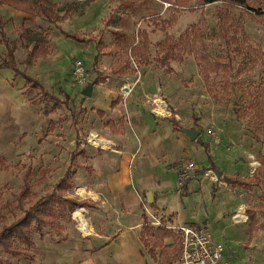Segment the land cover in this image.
Instances as JSON below:
<instances>
[{"label": "rangeland", "instance_id": "rangeland-1", "mask_svg": "<svg viewBox=\"0 0 264 264\" xmlns=\"http://www.w3.org/2000/svg\"><path fill=\"white\" fill-rule=\"evenodd\" d=\"M87 1H50L57 4L56 10L60 15L66 9L76 7L77 11L70 17L72 21L66 29L85 39L81 44L71 38L60 43L54 37L58 53L54 54L52 61L61 57L57 63L65 75L72 63L82 60L87 78L81 83L73 79V74L66 75L71 91L70 108L51 114L57 126L50 139L38 143L43 133L30 141L13 127L0 128V154L8 165V169L0 167V190L5 193V201L17 205L12 193H20L23 177L31 166V188L38 198L53 201L70 198L90 206L94 200L81 196L79 189L90 191L94 188L97 191L92 190L93 196L101 192L96 187L98 180L93 172L96 161L93 160L103 156L104 148L96 144L94 138H106L109 129L107 116L97 113L100 108L94 100V93L86 97L82 90L91 83L102 88L126 84L133 89L132 96L140 98L143 91L150 96L155 93L159 102L165 100L169 103L173 110L170 119L179 131L196 128L200 132L195 141L180 142L184 155L182 161L176 163L181 164L183 170L194 162L196 170L192 175L203 176L196 191L189 195V201H185V213L189 218L195 216L198 221L207 223L225 244L226 264H264V18L256 20L239 6L226 10L222 1L203 4L202 0H96L88 5ZM87 11V15L80 17ZM223 21L229 25L228 31L224 29ZM12 29L10 24L8 38L17 44L20 32L15 38ZM199 29L203 31L199 32ZM142 30L149 33L152 60L149 66H142L136 59L128 57L124 49L117 52L112 49L120 39L114 35L115 32L121 39L135 37L142 42L138 35ZM196 30L198 37L195 36ZM186 31L193 33L191 49L184 52L183 61H172L173 71L167 72L156 61L165 53L164 41L169 34L178 40ZM98 43L102 45L100 52ZM200 54L219 61L222 68L206 75V62L199 58ZM17 60L24 70L26 65L20 49ZM120 61L126 65L128 79H122L123 76L116 72ZM107 77L110 83L105 85ZM61 84L60 87L53 84V88L63 97L66 83ZM148 98L149 95L144 94L140 100L148 101ZM35 106L43 112L50 105L41 100ZM70 109L77 116V129L82 141L80 148L85 151V156L78 158L79 165L74 167L76 175L67 176L77 136ZM202 142L208 145L209 151ZM174 152L180 153L177 149ZM208 158H212L214 169L209 168ZM204 162H208L207 165ZM205 168H209L208 171H204ZM215 169L223 172L221 177H217ZM174 173L178 177L176 170ZM255 178L260 179L258 184L251 182ZM62 179L66 181L61 182ZM175 192L172 189L167 201L172 209H177L181 203L173 196ZM199 195V201L191 200ZM248 208L254 210L257 218L252 237ZM52 209L59 215L58 229L49 224L46 227L58 238L71 225L79 224L73 218L77 208L70 212L65 205L54 203ZM64 213L69 215L65 218L62 216ZM242 213L245 218L237 221L234 216ZM22 216L21 212L17 218L9 216V223ZM34 235L35 238L39 236L36 229ZM59 240H64L63 235ZM167 242L173 243L174 240L168 239ZM0 255L19 264H32L30 259H13L4 251Z\"/></svg>", "mask_w": 264, "mask_h": 264}, {"label": "crops", "instance_id": "crops-1", "mask_svg": "<svg viewBox=\"0 0 264 264\" xmlns=\"http://www.w3.org/2000/svg\"><path fill=\"white\" fill-rule=\"evenodd\" d=\"M49 1L55 2V0ZM87 13L88 11L80 17H84ZM0 14L5 22L7 37H9L10 24L15 38L24 26L35 30L38 34L42 32L51 34L49 55L36 58L30 65L25 63L23 71L37 78L47 91L55 94L53 84L57 83L60 87L61 83H66L63 86V96L67 94L71 97L66 75L72 74L73 63L69 67V72L63 75L57 63L61 57L53 61L52 58L56 52L58 53L55 51L54 37L60 43H65V38H69L59 30L58 26L70 33L66 25L70 24L72 18L61 23H52L44 17H34L8 5L0 7ZM10 40L16 48V58L20 49L26 62L27 52L23 48L21 35L16 39L17 44ZM5 54L6 48L0 42V63ZM121 76L122 79L129 77L126 74ZM106 82L104 84L108 85L110 78L107 77ZM25 85V79L16 76L13 69L0 68V128L13 127L30 141L35 140L39 133H43L38 139V143H42L52 137L57 123L50 117L51 114L49 116L45 114V110L50 106L43 112L35 106L46 99H40L35 104L30 102L38 91L26 88ZM132 92L133 89L126 84L122 87L115 85L105 88L94 85V100L100 108L97 109V113L98 110L105 112L109 129L106 138H94L95 143L104 148L103 156L98 157L99 159L95 157L93 160L96 161L93 165V172L98 180L96 187L101 189V192L93 196L92 190L97 191L96 189L91 188L90 191H86L83 188L88 194L80 193L81 196L90 197L94 201L90 206L76 207L73 218L79 224L71 225L72 228L60 234V237L63 235L64 240H59L60 237L53 235L46 226L44 227L43 233L36 238V247L33 250L35 259L32 264H160L149 255L142 241L145 217L149 218L145 214L146 206L154 215L170 223L209 226L205 222L198 221L195 216L189 218L185 213V201H189V195L196 191L197 184L203 181L200 179L203 177L200 174L192 176L186 186L180 185L181 164H176L182 161L184 155L180 142H187L191 140L190 137L184 130L179 131L175 122L170 119L173 110L169 108V103L161 100L163 102L161 104L155 93L150 96L151 94L143 91L141 99L144 98V94L149 95L148 101H143L138 96H132ZM120 97L121 100L112 106ZM46 103L49 104L47 100ZM70 111L72 116L74 110L70 109ZM51 120L55 122V128L49 132ZM109 122H113L117 129L122 128L123 132L111 129ZM176 149L180 151L179 154H175ZM208 160L209 168H212L213 160L212 158ZM207 163L203 164L207 165ZM209 168L205 170L208 171ZM174 170L177 171L178 177ZM172 189L176 190L173 196L181 201L177 209L167 205ZM200 189L202 190V187ZM149 191L153 193L152 203L147 201L146 193ZM200 198L199 195L195 200L194 198L191 200L199 201ZM76 212H82L88 231L81 228V219L76 217ZM212 233L214 234L213 231Z\"/></svg>", "mask_w": 264, "mask_h": 264}, {"label": "trees", "instance_id": "trees-1", "mask_svg": "<svg viewBox=\"0 0 264 264\" xmlns=\"http://www.w3.org/2000/svg\"><path fill=\"white\" fill-rule=\"evenodd\" d=\"M96 0H88L86 4H91ZM224 2V8L226 10L231 7H242L248 12L251 17L258 20L264 18V0H202L203 4H212L214 2ZM8 5L18 11L24 12L34 17H44L52 23H59L68 20L77 11L76 7L72 6L65 10L63 15L57 13V4L51 3L49 0H0V7ZM221 14V13H220ZM226 18V17H225ZM224 18V19H225ZM157 20V19H156ZM229 25L223 21V27L228 31ZM59 30L69 38H72L79 42H84V36L75 33H68L58 26ZM203 29H199V32ZM192 34L190 31H186L177 40L172 35H167L164 45L165 53L156 59V61L167 72H171L172 61H183L184 52L190 50V43H193ZM21 39L23 40V48L27 52L26 64L30 65L36 58L47 57L50 53L49 44L51 42V34L49 32L36 33L34 30H30L25 26L21 29ZM114 35L117 38L116 45L113 51L117 52L121 49L125 50V54L128 57L136 59L140 65L149 66L152 63L149 53V33L146 30L138 32V35L142 37L143 41H139L135 37H125L121 39L119 33L115 32ZM119 36V37H118ZM195 36L198 37V30L195 31ZM192 41V42H191ZM0 42L6 48V54L2 58L0 68H11L14 70L16 76H22L26 81V88H33L38 91V94L33 97L30 102L35 104L40 99H46L50 107L45 110V114L49 116L52 113H58L63 107L69 106L71 97L64 95L60 98L53 92H49L45 89L44 85L35 77L29 75L26 71L19 68V64L16 58V48L13 47L11 40L7 37L5 31V22L0 14ZM101 43L97 44V49L100 52L102 49ZM200 59H204L206 62L205 73L208 75L210 72L219 71L222 66L219 61H212L207 54H200ZM199 59V60H200ZM116 72L125 74L126 65L123 61H120ZM121 97L113 102L112 106H115ZM100 116H104L105 112L98 110ZM75 111H72V117L74 119V126L77 128V116ZM176 124V123H175ZM108 125L116 132H123L122 128H116L113 122H109ZM55 128V122L50 121L49 132H52ZM77 129V136L75 142V150L71 153V164L67 170V176L75 175V166L79 165V156H85V151L81 147V137ZM204 144L206 151H209L208 145ZM0 167L8 169L6 158L0 154ZM211 167L214 168L215 164L211 162ZM205 170V169H203ZM207 170V169H206ZM205 170V171H206ZM259 171V169H257ZM31 166L27 168V171L23 177V185L20 193L15 195L17 205L14 206L10 201H5L4 192L0 190V252L4 251L13 259L26 258L33 261L35 259L34 248L36 247V238L34 230L39 234L43 233L44 227L49 224L53 229H58L59 215L52 209L54 203H60L65 205L71 212L76 207L87 206L86 202L74 201L73 199L66 198L64 201H53L52 199L38 198L37 193L32 192L31 188ZM62 179L61 182H65ZM230 182V178H227ZM189 179L184 181L183 186H186ZM252 183L258 184L259 178L251 179ZM60 185L57 187L59 188ZM5 189H9L6 185ZM18 212L23 213V216L11 223H9L10 217H18ZM68 212V211H67ZM69 213V212H68ZM247 213L249 215V225L251 229V235L253 236V230L257 223V218L252 208H248ZM70 214V213H69ZM69 214L64 213L62 216L67 217ZM164 223L169 222L163 220ZM35 228V229H34ZM168 239H173V243H167ZM142 241L145 247L148 249L149 255L157 260L160 264H169L178 259L181 255L179 237L167 228L166 226L155 227L148 223V218L145 217V224L142 229ZM0 264H19L12 261L9 258L2 257L0 255Z\"/></svg>", "mask_w": 264, "mask_h": 264}, {"label": "built area", "instance_id": "built-area-1", "mask_svg": "<svg viewBox=\"0 0 264 264\" xmlns=\"http://www.w3.org/2000/svg\"><path fill=\"white\" fill-rule=\"evenodd\" d=\"M86 70L85 63L82 60H76L72 66L73 79L82 83L87 78ZM195 170L196 164L194 162L183 168L180 173L181 186H183L184 181L192 178ZM145 214L148 215V223L152 226H166L180 239L181 255L176 261L169 264H226L225 244L206 225L164 223L147 206L145 207ZM235 216L237 221H242L245 218V214L239 218Z\"/></svg>", "mask_w": 264, "mask_h": 264}, {"label": "water", "instance_id": "water-1", "mask_svg": "<svg viewBox=\"0 0 264 264\" xmlns=\"http://www.w3.org/2000/svg\"><path fill=\"white\" fill-rule=\"evenodd\" d=\"M93 89L94 84L91 83L82 90V94L86 97H91L93 95ZM184 131L190 137L191 141H195L200 136V132L196 128H185ZM214 172L217 177H221L223 174V172L219 169H215ZM146 197L148 202H153V193L151 191L146 193Z\"/></svg>", "mask_w": 264, "mask_h": 264}, {"label": "bare ground", "instance_id": "bare-ground-1", "mask_svg": "<svg viewBox=\"0 0 264 264\" xmlns=\"http://www.w3.org/2000/svg\"><path fill=\"white\" fill-rule=\"evenodd\" d=\"M161 104H163V102H161ZM81 192L83 193V195H86L88 194L87 192H85V190L83 188L80 189ZM243 215L242 214H237L235 217L239 218ZM76 217L81 219V228L84 230V231H88V226L83 218V215H82V212H76Z\"/></svg>", "mask_w": 264, "mask_h": 264}]
</instances>
